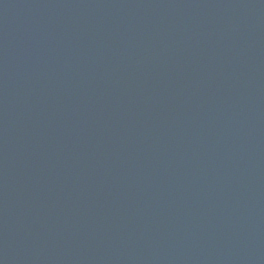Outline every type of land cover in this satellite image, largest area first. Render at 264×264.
Returning a JSON list of instances; mask_svg holds the SVG:
<instances>
[{
  "label": "water",
  "instance_id": "95a60500",
  "mask_svg": "<svg viewBox=\"0 0 264 264\" xmlns=\"http://www.w3.org/2000/svg\"><path fill=\"white\" fill-rule=\"evenodd\" d=\"M9 0H0V21L6 9Z\"/></svg>",
  "mask_w": 264,
  "mask_h": 264
}]
</instances>
